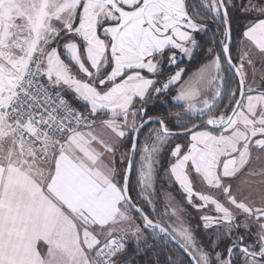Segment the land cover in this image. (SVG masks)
I'll return each instance as SVG.
<instances>
[{"label": "snow or ice", "instance_id": "1", "mask_svg": "<svg viewBox=\"0 0 264 264\" xmlns=\"http://www.w3.org/2000/svg\"><path fill=\"white\" fill-rule=\"evenodd\" d=\"M178 83L173 129L147 106ZM158 238L264 264V0H0V264H185Z\"/></svg>", "mask_w": 264, "mask_h": 264}, {"label": "rangeland", "instance_id": "2", "mask_svg": "<svg viewBox=\"0 0 264 264\" xmlns=\"http://www.w3.org/2000/svg\"><path fill=\"white\" fill-rule=\"evenodd\" d=\"M193 2H199V0H193ZM239 12L237 11V12H235V13H232V15H237ZM247 23V21L246 22H244V24L243 25H245ZM242 30L240 29V28H237L236 29V33H235V35L236 36H238L236 39H235V43H234V49H235V45L236 44H238V42H239V39H240V32H241ZM198 34H200V35H204V34H208L209 36H212V38H213V40L211 41V44H210V46H208L207 47V49H206V54H207V60H206V62L205 63H208L211 59H212V55L210 54V53H208V49L211 47V48H214L217 52H219L220 51V45H219V43H218V41H219V39H220V36H221V33H219L217 30H216V25H211L208 29H207V31H205V32H202V33H198ZM197 41H198V46L201 44L200 42H199V38L197 37ZM196 52V51H195ZM195 52H194V54H195ZM234 53H235V57H236V59H237V52L236 51H234ZM221 55H222V53H221ZM194 56V55H193ZM222 58H223V56H222ZM182 60H185V61H189V60H191V59H189V60H187V59H185V58H178V61H177V63L178 62H180V61H182ZM203 65V64H202ZM201 65V66H202ZM174 66V65H173ZM200 66V67H201ZM199 67V68H200ZM199 68H197V69H195V70H198ZM195 70H193L192 72H194ZM191 72V73H192ZM190 73V74H191ZM189 75V74H188ZM187 75V76H188ZM229 76H231V73H229L228 74ZM257 75H259V74H257ZM251 77H252V73H249V79H251ZM186 78V77H185ZM182 81L183 80H181V83H182ZM177 87H178V85L176 86H172V87H170V89L167 91V92H165V93H162L161 95H159V96H157V97H159V98H162V99H164V98H167V99H169V100H171V102L173 103V104H175V105H178L179 106V104L178 103H176L175 101H174V96H175V94L178 92L177 91ZM177 91V92H176ZM182 109H180V110H177L176 112H180V113H183L184 111H185V109L183 108V107H181ZM175 112V113H176ZM177 119V117L175 116V115H171V116H169L168 117V125H169V127H171V128H173L174 129V127H175V124H174V121ZM152 128H157V127H152ZM148 130H150V129H148ZM147 130V131H148ZM147 131L142 135V137L143 136H145V135H147ZM186 140H187V138L185 137V138H182L179 142L180 143H185L186 142ZM176 141H172V142H170V144L171 143H175ZM160 183H162V181H159V179H158V184H157V189H158V191H159V184ZM196 188H197V190H199V191H208V189H206V188H204L203 186H201V185H194ZM175 188H176V186L175 185H173V187H172V189H169L170 191H173V194L178 198V199H181L182 200V197H181V194L179 193V192H176L175 191ZM134 194V193H133ZM156 204H157V208H158V211H163V206H164V201H163V199L161 198V199H157L156 200ZM141 206L142 207H144V205L141 203ZM186 208H187V212H188V214L184 217V219H185V222L187 223V224H189L191 227H193L194 229H195V231H196V233H197V235H198V237H200V238H202L203 239V242L204 243H208V240H207V238L205 237V232H204V230L202 229V228H197L196 226L197 225H199V224H202V221H200V219H199V216H200V214L195 210V209H193L190 205H187L186 203H185V205H184ZM205 211H207V209H205ZM139 222V221H138ZM157 252L159 253L160 252V249L161 248H163L164 249V251L165 252H167V250L168 249H172V251H173V253H175L176 255H178V256H180L184 261H185V264H189V261H188V259L184 256V253L181 251V250H179L174 244H172V243H170L169 241H167V242H165V241H160L159 240V238H158V240H157ZM227 241H224L223 242V246H226L227 245ZM182 252V253H181ZM161 258H163V254L161 253Z\"/></svg>", "mask_w": 264, "mask_h": 264}, {"label": "trees", "instance_id": "3", "mask_svg": "<svg viewBox=\"0 0 264 264\" xmlns=\"http://www.w3.org/2000/svg\"><path fill=\"white\" fill-rule=\"evenodd\" d=\"M193 2V0H192ZM232 15V14H231ZM233 18V46L235 43V39L238 37L235 35V31L237 28H240L241 30L244 28V22L247 20L240 15L239 13L237 15H232ZM197 37L199 38V42L201 43L198 46V49L196 50L193 58L189 61L182 60L177 63V65H172L170 68L167 64L164 66V73L165 77L169 74H174V72L177 70V66L180 68H183L185 70V76L190 74L193 70L199 68L202 64H204L207 60V54H206V49L208 46H210L211 41L213 40L212 36H209L208 34L200 35L197 34ZM235 51V50H234ZM233 51V60L236 61L235 53ZM79 107V105H77ZM149 112L154 116V117H165V123H168V117L169 113H175L177 110L182 109L180 106L175 105L171 102V100L167 98H159V97H154L153 102L149 104L148 106ZM159 125L156 123L151 124L152 127H158ZM148 126L143 129L142 135L148 130ZM175 129V127H174ZM134 195V194H133ZM172 243L171 241H169ZM182 253V252H181ZM184 256L188 259V257L184 254ZM189 261V259H188ZM190 264V261H189Z\"/></svg>", "mask_w": 264, "mask_h": 264}, {"label": "crops", "instance_id": "4", "mask_svg": "<svg viewBox=\"0 0 264 264\" xmlns=\"http://www.w3.org/2000/svg\"><path fill=\"white\" fill-rule=\"evenodd\" d=\"M182 57L185 58V59H187V60H189L188 57H185V56H182V55L179 56L178 58H182ZM257 67H259V65H257ZM246 68H247V70H248V74H249V73H252V69H251L250 67H248V66L246 65ZM196 71H197V70H195L194 72H196ZM194 72H192V73L189 74L188 76L192 75ZM188 76H185V70H184V75L182 76V79H181V80H183V81L186 80V79L188 78ZM185 77H186V78H185ZM183 81H182V82H183ZM180 83H181V82H180ZM177 85H178V87H177V91H178L180 84L178 83V84H176V86H177ZM173 86H175V85H173ZM177 91H176V92H177ZM177 93H178V92H177ZM177 93L175 94V96H174V98H173L174 101H175L176 103H178V102L176 101V99H175Z\"/></svg>", "mask_w": 264, "mask_h": 264}, {"label": "water", "instance_id": "5", "mask_svg": "<svg viewBox=\"0 0 264 264\" xmlns=\"http://www.w3.org/2000/svg\"><path fill=\"white\" fill-rule=\"evenodd\" d=\"M145 127H147V125L145 126ZM142 131H143V129L141 130V134H142ZM172 242V241H171ZM172 244H174L175 245V243L174 242H172ZM176 246V245H175ZM177 247V246H176ZM182 252H183V250H181ZM184 253V252H183ZM186 256H187V254L186 253H184ZM188 257V256H187ZM188 259L190 260V258L188 257Z\"/></svg>", "mask_w": 264, "mask_h": 264}]
</instances>
